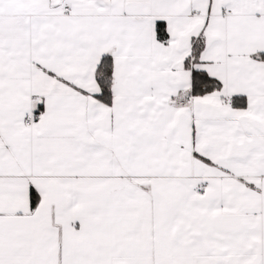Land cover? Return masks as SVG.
<instances>
[{
    "label": "snow or ice",
    "instance_id": "obj_1",
    "mask_svg": "<svg viewBox=\"0 0 264 264\" xmlns=\"http://www.w3.org/2000/svg\"><path fill=\"white\" fill-rule=\"evenodd\" d=\"M0 264H264V0H0Z\"/></svg>",
    "mask_w": 264,
    "mask_h": 264
}]
</instances>
